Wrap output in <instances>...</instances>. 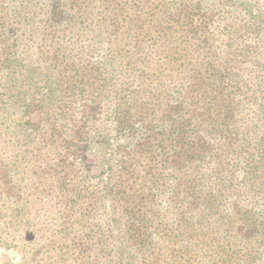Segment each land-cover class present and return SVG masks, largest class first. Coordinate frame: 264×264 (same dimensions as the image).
<instances>
[{
  "label": "rangeland",
  "instance_id": "obj_1",
  "mask_svg": "<svg viewBox=\"0 0 264 264\" xmlns=\"http://www.w3.org/2000/svg\"><path fill=\"white\" fill-rule=\"evenodd\" d=\"M26 1L0 0V264L147 262L125 250L133 191L160 212L156 264H264V187L248 188L243 161L232 178L224 151L211 175L206 153L222 138L208 96L187 88L221 68L235 126L264 167V0H148L139 31L125 0H92L96 18L56 29L42 17L44 32L21 29ZM57 1L71 14L87 2ZM120 165L140 173L136 186L126 169L114 184ZM180 210L188 232L176 230Z\"/></svg>",
  "mask_w": 264,
  "mask_h": 264
},
{
  "label": "trees",
  "instance_id": "obj_2",
  "mask_svg": "<svg viewBox=\"0 0 264 264\" xmlns=\"http://www.w3.org/2000/svg\"><path fill=\"white\" fill-rule=\"evenodd\" d=\"M91 2L92 0H87V4L85 3L84 6L83 4H81L82 8L75 12H72L75 14H71L69 9L68 13L65 12V7L57 0H51V2H49L48 4H40L38 6L37 4L33 5L31 0H28L25 3L22 2L19 4L22 12L21 15L24 16L23 20L20 21L22 24L21 29H25L29 32H44V30H46V27L42 26V21L38 22V20H40L42 17H44L46 21L50 22L51 26L56 29L69 27V23L78 21L82 17L88 19L96 18L95 9L89 4ZM148 5V0H125V18H129L130 20V18L133 17V22H127V24H132L131 26H129L131 27V29L134 28L135 31H139L140 28L138 27V23L143 22L144 16L151 15L148 11ZM69 8L72 10L71 6H69ZM74 16L76 17L74 18ZM26 19H31V21L33 20V23L36 24L33 26L30 24V22H26ZM65 20L67 21L66 24H64ZM77 26V24H74L72 27ZM40 41L44 42L46 41V39L43 37L40 39ZM220 69L221 68L216 66L215 64H209L208 67L204 69L205 75H207V77L209 78V80H207L208 83L205 82V80H192L188 81L187 85L188 89L193 90L194 87H197L208 96L209 106L207 111L208 115L210 116L209 121L211 129L218 133L222 138L218 141L220 142L219 144L217 142L218 145L216 144L210 146L208 152L206 153V158H208V160H210L216 166V170L211 175L215 176L221 174L222 171L219 169H222L221 165L223 164L220 162V160L214 157V154L216 153L217 155H220L221 158H223L224 151L227 154V161L225 162L226 164H224V166L231 170L229 173L232 178L234 177L233 170L235 168V165H232V161H235L236 164L240 161H243L244 166L241 168V173L243 174V179H245L246 183L248 184V188H250L252 185H256L258 186V188H262L264 187V184L263 186H259L261 185V182L257 173L260 172V168L264 173V167H260L262 162L258 159V153L255 150L251 149V145L246 143L244 137L240 134V130H238L235 126L236 122L233 118L236 114L235 112L231 111L232 109L229 107V103L232 102L235 95L231 92L227 97H223V86H225L226 84H223L224 77L220 75ZM230 90H232V87L230 88ZM215 110H217V112H215ZM212 113H214L215 119L213 118ZM223 135L225 137H223ZM138 145L139 144H137V146ZM125 169L127 172L129 171L134 174L135 178L133 177L131 185L136 186L135 181L137 179V175H140V173H134L135 170H127L128 168L126 166ZM125 169L120 165L119 174H116L113 178L114 184H116L117 178L119 179L120 176H122L120 175L121 171H125ZM125 175H127L126 172ZM185 185L186 184L184 183L182 186L184 187ZM126 187L127 184L125 183V188ZM193 187H195V184ZM133 192L134 193L129 192L125 194L124 197L125 215L127 218L131 219V222H127V224H125V250L130 256L149 255L151 260L149 259L147 262H143V264H156L158 261L156 259L157 254L161 253L164 250V246H162V244H159V233L163 229V223L159 219L160 212L156 210L157 205L154 202V196L152 199H150L149 203H146V199H143V196L136 194L135 191ZM204 197L205 194L201 190L193 191L191 196L193 202H200L204 200ZM191 225L192 217L186 216L184 210H180L175 222L176 230H184L185 232H188L189 230H192ZM202 225V221H200L197 226L198 233H202ZM167 227L168 226L166 224V228ZM168 231H175V228H171V230ZM185 240L187 241V237L185 238ZM100 242L102 243V241ZM103 247H105V245ZM181 248L187 249V246L181 247L180 245H175L174 247H172L171 253L179 256L181 252L176 253L175 251L176 249ZM72 250L76 251L75 244H73Z\"/></svg>",
  "mask_w": 264,
  "mask_h": 264
}]
</instances>
